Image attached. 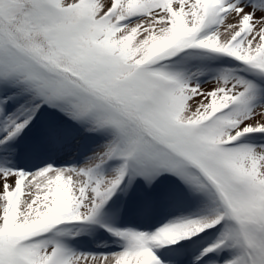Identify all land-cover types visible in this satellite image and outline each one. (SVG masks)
<instances>
[{"label":"snow or ice","instance_id":"1","mask_svg":"<svg viewBox=\"0 0 264 264\" xmlns=\"http://www.w3.org/2000/svg\"><path fill=\"white\" fill-rule=\"evenodd\" d=\"M0 264H264V0H0Z\"/></svg>","mask_w":264,"mask_h":264}]
</instances>
